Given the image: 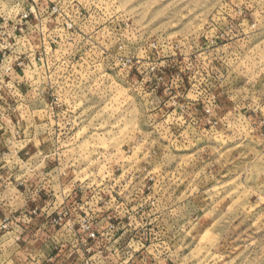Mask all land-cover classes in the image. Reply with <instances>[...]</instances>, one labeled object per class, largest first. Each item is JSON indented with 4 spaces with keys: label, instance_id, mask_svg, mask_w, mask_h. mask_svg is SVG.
I'll return each instance as SVG.
<instances>
[{
    "label": "rangeland",
    "instance_id": "rangeland-1",
    "mask_svg": "<svg viewBox=\"0 0 264 264\" xmlns=\"http://www.w3.org/2000/svg\"><path fill=\"white\" fill-rule=\"evenodd\" d=\"M2 1L0 264H264V0Z\"/></svg>",
    "mask_w": 264,
    "mask_h": 264
},
{
    "label": "built area",
    "instance_id": "built-area-1",
    "mask_svg": "<svg viewBox=\"0 0 264 264\" xmlns=\"http://www.w3.org/2000/svg\"><path fill=\"white\" fill-rule=\"evenodd\" d=\"M12 7L15 9V5H6V1L0 0V55H2V53L14 54L15 45L19 38L17 37L18 30L21 29L17 26V23H21L23 21L27 22V19L30 18V7L27 6L19 13L12 11ZM5 41L7 42L6 49L3 48V45L6 43ZM12 59L13 58L11 57L10 59L7 58V55L5 57L1 56L0 58V71L2 70L7 73L9 81L11 80V77L14 76H11V73L18 75V70L15 67V64H13Z\"/></svg>",
    "mask_w": 264,
    "mask_h": 264
},
{
    "label": "crops",
    "instance_id": "crops-1",
    "mask_svg": "<svg viewBox=\"0 0 264 264\" xmlns=\"http://www.w3.org/2000/svg\"><path fill=\"white\" fill-rule=\"evenodd\" d=\"M6 42V41H5ZM7 42L3 45V48L6 49ZM7 51V50H6ZM15 75L14 73H11V76ZM2 116V114H0ZM9 131V128L6 127L0 134L7 133ZM51 264V263H48Z\"/></svg>",
    "mask_w": 264,
    "mask_h": 264
}]
</instances>
